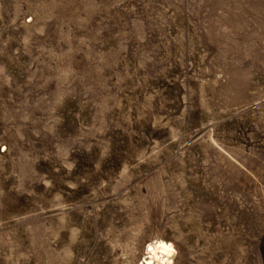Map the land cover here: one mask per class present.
Here are the masks:
<instances>
[{
    "label": "rangeland",
    "instance_id": "1",
    "mask_svg": "<svg viewBox=\"0 0 264 264\" xmlns=\"http://www.w3.org/2000/svg\"><path fill=\"white\" fill-rule=\"evenodd\" d=\"M264 264V0H0V264Z\"/></svg>",
    "mask_w": 264,
    "mask_h": 264
},
{
    "label": "bare ground",
    "instance_id": "2",
    "mask_svg": "<svg viewBox=\"0 0 264 264\" xmlns=\"http://www.w3.org/2000/svg\"><path fill=\"white\" fill-rule=\"evenodd\" d=\"M147 258L142 264H175L177 251L173 244L164 241L147 247Z\"/></svg>",
    "mask_w": 264,
    "mask_h": 264
}]
</instances>
